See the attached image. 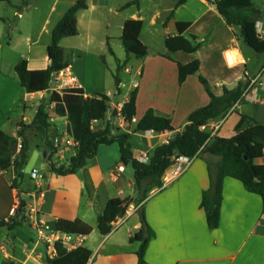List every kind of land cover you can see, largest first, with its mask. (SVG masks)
Returning a JSON list of instances; mask_svg holds the SVG:
<instances>
[{
    "label": "crops",
    "instance_id": "obj_1",
    "mask_svg": "<svg viewBox=\"0 0 264 264\" xmlns=\"http://www.w3.org/2000/svg\"><path fill=\"white\" fill-rule=\"evenodd\" d=\"M38 1L31 0L27 7H23L21 0L14 4L8 0L6 3L16 11L12 18L0 14V46L1 40L8 37L11 38L8 48L16 51L25 45L24 50L19 49L12 59L4 57L0 64V131L17 139L11 149L12 159L18 155V142L23 141L19 137L20 124H31L41 103L52 95L49 90L27 93L15 72L16 65L26 60L31 71H45L51 66L47 50L52 44V31L78 0H52L46 13L41 6L45 4L46 7L47 2ZM131 1L86 0L85 7L78 14V35L64 38L61 46L73 55L69 69L80 83L85 97L110 96L111 108L106 119L95 122L93 129L103 131L109 127L113 135L130 134L134 156L140 160L144 155L150 157L157 146L166 144L176 133L184 130L190 115L209 103L210 97L199 77L205 78L212 92L221 96L224 87L233 89L246 77L257 74L264 65V53H257L243 43L240 29L227 24L218 13L216 0H186L182 5H177L175 0H142L138 6L125 8ZM166 1L170 2L168 6ZM259 5L261 17L257 20L264 24V2L260 1ZM145 8L147 11L153 9L150 26L156 27L161 23L165 32L173 30L165 39L178 34V22L190 23V28L183 35L194 45H199L197 52H178L171 55L173 60H168L163 57L168 50L152 51L143 41ZM128 20L144 23L140 39L149 51L143 59L132 57L122 70L129 75V89L124 92L126 79L122 80L118 75L121 80L118 91L112 77L117 73L118 62L123 64L127 60L121 37ZM114 41L125 54L123 61L116 56ZM110 48L113 54L109 52ZM228 53H233L234 63L227 61ZM107 54L115 60L116 73L108 62ZM194 60L200 63L199 72L179 84L177 63L187 65ZM136 88L137 121L127 122L118 112ZM48 108L51 135H69L78 141L80 110L55 103ZM149 110L171 119L174 130L136 133L137 123ZM217 122L222 124L215 138H233L254 122L264 126V98L263 102L256 104L241 103L235 110L230 109L225 118L206 124L205 130L209 133ZM25 138L29 151L20 189L13 186V164L2 168L0 163V220L12 218L13 210L20 205L21 191L22 198L30 200L31 190L25 192L26 188L33 186L29 172L40 169L35 165L29 167V160L38 152L46 161L48 158L41 133L30 129ZM4 142L5 139L1 138L0 149ZM73 155L74 151L64 157L54 155L53 161L67 165L70 161L65 163L64 160L71 159ZM8 156V152L1 153L2 165L11 160ZM218 162L219 158L203 153L174 183L160 191L154 190L142 204L132 203L122 225L104 236L98 228V217L108 201L115 198L136 200L139 191L133 170H129L130 166L121 160L118 143L100 145L97 155L73 175L51 172V163L48 162L47 171L40 172L44 180L43 195L37 200L39 214L52 223L60 218L69 221L80 219L92 227V233L84 238L81 245L92 253L87 264H138L140 243H132L129 239L142 228L143 213L155 232L147 248V264H264V203L259 195L248 191L240 181L226 178L220 226L214 231L207 226L201 196L210 187L208 166H217ZM256 164L264 166V153ZM118 168L122 171L118 172ZM138 207L140 209L135 212ZM48 258H52L51 252L38 242L36 231L29 223L12 231L0 227V264H46Z\"/></svg>",
    "mask_w": 264,
    "mask_h": 264
},
{
    "label": "trees",
    "instance_id": "obj_2",
    "mask_svg": "<svg viewBox=\"0 0 264 264\" xmlns=\"http://www.w3.org/2000/svg\"><path fill=\"white\" fill-rule=\"evenodd\" d=\"M31 0H21L22 6L27 7ZM142 0H132L125 5L138 6ZM177 5H182L186 0H175ZM257 1L264 0H216L215 7L218 13L225 19L226 23L239 28L240 38L243 43L255 50L257 53H264V39L258 34V20L261 17V11L258 9ZM8 0H0V3ZM86 5V0H78L75 5L66 12L64 17L54 27L52 31V44L48 47V56L51 66L43 71L29 70L26 60L16 65L17 73L21 86L27 93L45 92L50 87V81L53 73H57L65 68H69L73 63V55L70 51L63 49L61 41L64 38H72L78 35V14ZM174 13L171 14V17ZM191 24L187 22H178L176 36H168L165 39L167 55L163 56L168 60H173L172 56L178 52L193 54L199 49V45H194L186 39L183 32L190 28ZM144 23L140 20H128L123 27L121 40L123 42L127 60L121 64L118 62V69L114 75L115 85L120 91L121 80L119 73L122 72L128 61L132 57L139 60L148 56V47L140 39ZM195 39V38H194ZM109 52L113 54L111 48ZM178 64L179 75L178 82L182 84L188 77L196 75L200 69V63L197 60L189 64ZM239 82L235 88H223L221 96L215 95L209 87L207 80L199 77L200 82L206 87L210 97L209 103L195 110L189 117V123L181 132L176 133L169 141L162 146H157L150 154L149 161L143 163L136 159L131 147V135L121 133L113 135L107 127L103 131L93 129V124L105 120L111 108L110 96L101 94L95 98L85 97L83 89L65 90L63 93L54 92L49 98L39 106L36 118L29 125L21 123L19 137L23 139L22 150L12 159L11 149L17 143V139L5 135L0 131V139H5L3 147L0 149V155L3 152L10 153L7 168L13 164L15 178L13 186L20 189L21 182L24 179L23 166L28 159V140L25 138L28 130L33 129L44 137V149L48 154L47 161L50 163L51 172L57 175H73L87 166L89 160L97 155L100 145H110L118 143L121 153V160L125 165H131L134 172V179L138 188V198L109 200L103 213L98 217V228L102 235H108L112 232V225L120 218L127 215V211L132 203L142 204L149 195L156 189H162L163 177L167 170L171 168L176 157L197 158L203 153L219 158L217 166L209 165L210 187L204 191L201 196V207L206 213V223L211 231L220 226L221 207L224 195V182L226 178L240 181L244 187L253 194L259 195L264 203V166H258L256 161L263 157L264 153V126L258 123L250 125L243 132L233 138L216 137L207 144L210 134L202 129L203 126L211 121L223 119L230 109L241 99L247 79ZM137 88L131 93L129 100L124 103L120 110V115L127 122L133 121L137 115ZM55 103L57 106H66L67 108H76L80 110V131L78 135V148L76 154L70 159L69 164L64 165L54 162L53 140L55 137L50 133V115L49 106ZM116 116V113H115ZM171 119L162 117L154 110H149L145 116L137 123L136 133H145L155 131L159 133L172 132L174 128ZM33 187V186H32ZM31 188H26L29 192ZM23 191L20 192V208L16 216H12L9 221L0 220V227L12 231L22 224L27 223L23 213L28 201L22 198ZM142 228L129 239L130 242L140 243L137 256L138 264H147L146 252L149 243L155 237L154 230L149 226L145 219V214L141 216ZM54 225L62 232L89 236L92 233V227L80 219L75 221L57 219ZM58 253L54 258H48L46 264H87L92 256L91 251L85 247H78L72 251H67L60 244L57 247Z\"/></svg>",
    "mask_w": 264,
    "mask_h": 264
},
{
    "label": "built area",
    "instance_id": "obj_3",
    "mask_svg": "<svg viewBox=\"0 0 264 264\" xmlns=\"http://www.w3.org/2000/svg\"><path fill=\"white\" fill-rule=\"evenodd\" d=\"M258 26V34L261 39H264V24L257 23ZM227 61L229 63L235 62V57L233 53H228ZM80 83L78 82L77 78L74 76L72 71L69 68H65L57 73L52 74V78L50 81L49 92L54 93H63L65 90H72V89H79ZM264 98V65L258 71L257 74L250 76L247 79L246 87L243 90L241 99L237 101L231 111L235 110L241 103L249 102V103H260L263 102ZM120 113V112H118ZM125 119V118H124ZM136 118H133L132 122H136ZM222 122H217L213 124L209 134L210 139L208 140L207 144L211 142L212 139L215 138L217 131L220 129ZM206 125L202 127L205 129ZM147 134L155 133V131H147ZM54 145V155H61L64 157L69 152L74 151V155L76 154L78 148V141L72 138L69 135L63 136H56L53 140ZM170 139L167 143H169ZM22 150V142H18L17 144V152L18 154ZM73 155V156H74ZM198 155V154H197ZM197 155L194 157H183L182 155L175 158L173 165L169 170L166 171L163 177V187L164 189L166 186L172 184L177 180L180 176H183L187 170L191 168L194 161L197 159ZM18 156L17 154L14 155V158ZM72 156V157H73ZM71 157V158H72ZM70 161V160H69ZM68 161V162H69ZM141 162L147 163L149 161V156L144 155L140 159ZM122 168H118V172H121ZM30 179L36 181V188L31 189L30 200L27 203L25 208V212L23 213L24 217L26 218V222L29 223L33 229L37 233V240L39 243L46 245L51 252L52 258L57 256L58 250L57 247L60 244L63 248L67 251H72L82 245L84 242L85 235H77V234H70L62 232L58 229L55 225H52L45 218H43L39 213L38 207V199H41L43 193L41 192L42 189V182L44 180V176L40 173V170L33 169L29 172ZM162 189H157L158 191ZM40 195V197L38 196ZM19 207L13 210V216H16V212L19 210ZM140 209H136L137 212ZM125 218H120L116 223L112 225V231L118 229L122 223L124 222Z\"/></svg>",
    "mask_w": 264,
    "mask_h": 264
},
{
    "label": "rangeland",
    "instance_id": "obj_4",
    "mask_svg": "<svg viewBox=\"0 0 264 264\" xmlns=\"http://www.w3.org/2000/svg\"><path fill=\"white\" fill-rule=\"evenodd\" d=\"M10 1L14 4L15 2L17 3L19 0H10ZM36 1H38V0H36ZM45 1L47 2V6L45 7V4H43L41 6V8H43V11L46 13V11H48V9H49L48 5H50L52 3V0H45ZM165 4L168 6V4H170V2L166 1ZM259 4H260V1H257V6H258V9L260 10V5ZM23 10H24V8H21V11H23ZM15 11H16V9L11 7L10 4H8L6 2L0 3V14H2V15L4 14L3 16H5L6 18L9 17V16L10 17L13 16ZM152 11H153L152 8H149V11H147V8H145L146 21H145V27H144V32H143V41L150 46L152 51L162 50V51L166 52L167 49H166L164 40H165L166 35H168L173 30H171V31L168 30V31L165 32L164 29H163V25L161 23H159V25L156 26V27L150 26V20H151L150 18H151ZM166 15L167 14L164 15L165 18H166ZM179 16L180 15H178L177 17H179ZM0 27H1V24H0ZM10 42H11V38L10 37H8L7 39H2L1 40L0 64L3 61L4 57L5 58L7 57L8 59H12V57H14L16 55L15 52L19 51V49L20 50H24L25 49V45H23V47H21V48H18V50H16V51L14 50V48H8ZM117 44H118V42L114 41V47H113L114 51L116 53V56L121 61H123L125 59V54L122 51H120L121 49H118ZM107 57L109 59L108 62L110 63V65H112V68H114V73H116V67H115L116 64H115L114 58L110 54H107ZM89 60H91V58H89ZM114 75H116V74H114ZM114 75H113L112 79L114 78ZM119 75H120V78L122 80L126 79L124 92H127L128 89H129V75H127L125 73V70L122 71L121 73H119ZM113 82H114V80H113ZM75 110H77V109H75ZM61 123H62V120H61ZM63 127H64L63 124L60 125V129L61 130H62ZM71 153H73V152H70V154ZM31 154H33V151L31 152ZM68 157H69V155H68ZM66 158H67V156H66ZM69 160H70V158L64 160V162L67 163ZM34 165L39 167L41 173H44V172L47 171L46 168H47L48 162L44 158V155H42L39 152L37 153V155L33 159L31 158L29 160V165L28 166L32 167ZM129 166H130L129 170H133L132 169L133 167L131 165H129ZM32 185H33V188H36V181L35 180L32 181ZM46 221H48V220L46 219ZM48 222L51 223L52 225H54V223H52L50 221H48Z\"/></svg>",
    "mask_w": 264,
    "mask_h": 264
},
{
    "label": "water",
    "instance_id": "obj_5",
    "mask_svg": "<svg viewBox=\"0 0 264 264\" xmlns=\"http://www.w3.org/2000/svg\"><path fill=\"white\" fill-rule=\"evenodd\" d=\"M45 157H47V154H45ZM50 163H52V162H50Z\"/></svg>",
    "mask_w": 264,
    "mask_h": 264
}]
</instances>
